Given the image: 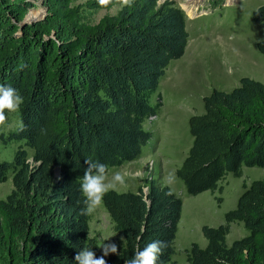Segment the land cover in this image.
<instances>
[{"label": "trees", "instance_id": "obj_1", "mask_svg": "<svg viewBox=\"0 0 264 264\" xmlns=\"http://www.w3.org/2000/svg\"><path fill=\"white\" fill-rule=\"evenodd\" d=\"M0 0V84L19 90L24 103L17 122L24 131L0 132L3 144H18L12 162H0V183L11 171L12 189L0 199V264H76L75 255L103 250L90 236L79 190L87 164L111 168L146 154L152 135L144 123L159 113L149 99L172 60L188 42L186 16L174 1ZM216 0L214 6L221 5ZM39 2L43 18L19 24ZM120 6L96 23L86 13ZM264 30V5L252 13ZM264 56V39L256 44ZM27 65V67H21ZM203 113L188 119L191 147L176 176L188 195L222 191L227 174L264 167V84L242 77L230 91L204 96ZM10 112H6V118ZM135 191H109L103 208L117 253L106 264H129L154 240L166 246L157 264H176L174 242L182 200L151 177ZM236 207L217 227L203 226L207 243H192L187 264H264V180L243 183ZM232 223L247 235L228 245Z\"/></svg>", "mask_w": 264, "mask_h": 264}, {"label": "rangeland", "instance_id": "obj_2", "mask_svg": "<svg viewBox=\"0 0 264 264\" xmlns=\"http://www.w3.org/2000/svg\"><path fill=\"white\" fill-rule=\"evenodd\" d=\"M86 1L76 0L75 4ZM164 1L159 0L158 3ZM170 1H174L186 16L189 37L185 52L169 63L157 91L149 99L150 104L155 105L160 96L161 107L156 116L144 123V129L152 135L144 151L146 154L137 161L108 170L107 181L120 172L126 174V184L117 185V192L135 191L142 187L146 193L145 181L151 177L161 178L171 187L182 200L173 259L176 264H187L186 250L192 243L201 248L206 246L201 228L224 223L225 213L236 207L243 183L264 180V167L244 166L241 177L230 173L225 176L219 183L222 191L207 190L190 196L175 173L192 143L188 119L203 113V97L213 89L232 90L239 85L242 77L264 84V56L256 47L257 42L264 39V30L252 19L253 11L264 5V0H222L221 5L216 7V0ZM35 3L36 7L31 11H41L43 15L44 9L39 2ZM185 5L192 13L187 12ZM119 8L116 5L109 10L87 12V20L96 23L105 14H116ZM17 124V112L10 113L5 124L0 125V132L6 134ZM17 147L15 142L3 144L0 141V162H12ZM11 189L9 171L8 180L0 183V199H4ZM89 229L90 236L98 239L101 248L113 243V238L120 237L114 232L102 203L90 215ZM247 233L242 223H232L226 243L231 245Z\"/></svg>", "mask_w": 264, "mask_h": 264}, {"label": "clouds", "instance_id": "obj_3", "mask_svg": "<svg viewBox=\"0 0 264 264\" xmlns=\"http://www.w3.org/2000/svg\"><path fill=\"white\" fill-rule=\"evenodd\" d=\"M106 3L107 0H100ZM124 4L132 7L135 0H123ZM21 67H27L22 65ZM24 103V98L19 90L10 84H0V125H4L6 121V112L14 113L19 111ZM17 132L24 131L23 123L17 125ZM88 165L84 171L80 182L79 190L83 196L84 207L81 209L82 215H91L96 208L103 202L104 196L115 190L117 185L126 184V174L116 172L112 175L111 181H107V166L99 161L85 159ZM171 182V177L169 178ZM166 244L162 240H154L148 243L143 249L136 251L134 257L129 264H157L160 255ZM103 255L97 257L92 249L84 248L80 250L74 257L76 264H106L104 256L109 253L116 254L117 246L114 243L102 246Z\"/></svg>", "mask_w": 264, "mask_h": 264}, {"label": "bare ground", "instance_id": "obj_4", "mask_svg": "<svg viewBox=\"0 0 264 264\" xmlns=\"http://www.w3.org/2000/svg\"><path fill=\"white\" fill-rule=\"evenodd\" d=\"M188 7H189L188 5H185V9L187 10V12L192 13V10ZM40 17H42L41 11L36 13V12H32L30 10V12L28 13V19L29 20L39 19Z\"/></svg>", "mask_w": 264, "mask_h": 264}, {"label": "water", "instance_id": "obj_5", "mask_svg": "<svg viewBox=\"0 0 264 264\" xmlns=\"http://www.w3.org/2000/svg\"><path fill=\"white\" fill-rule=\"evenodd\" d=\"M44 15H45V11H44V14L42 15V17L41 18H43L44 17ZM40 19V18H39ZM39 19H33V20H29L28 19V14L25 16V18L22 20V22L19 24L21 27H23L24 25H26V24H30V23H33V22H35V21H37V20H39Z\"/></svg>", "mask_w": 264, "mask_h": 264}]
</instances>
